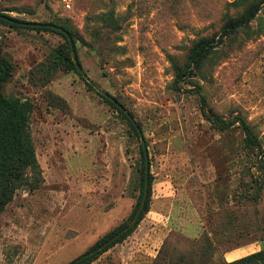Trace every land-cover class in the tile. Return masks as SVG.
<instances>
[{
	"label": "rangeland",
	"instance_id": "374dc122",
	"mask_svg": "<svg viewBox=\"0 0 264 264\" xmlns=\"http://www.w3.org/2000/svg\"><path fill=\"white\" fill-rule=\"evenodd\" d=\"M251 5L249 21L223 30ZM0 11L71 31L85 73L146 140L147 211L88 264H226L235 247L264 248V0H0ZM16 25L0 21L13 64L3 93L32 102L42 182L0 212V264H67L132 221L143 146L78 69L56 61L68 50L61 34ZM204 37L214 46L197 67L190 53Z\"/></svg>",
	"mask_w": 264,
	"mask_h": 264
},
{
	"label": "trees",
	"instance_id": "16d2710c",
	"mask_svg": "<svg viewBox=\"0 0 264 264\" xmlns=\"http://www.w3.org/2000/svg\"><path fill=\"white\" fill-rule=\"evenodd\" d=\"M254 5H251L245 13L240 17L230 19L222 28L228 32L236 30L243 23L249 21L254 14L256 9H253ZM0 21L8 23L12 26H17L21 22H28L16 17H12L8 14L2 13L0 11ZM53 23L44 22L39 26H22L36 29L51 31L61 34L67 42V54L59 53L57 56V62L65 63L67 68H76L75 63L72 58V47L68 40V37L64 32L54 27ZM58 26V25H57ZM64 28V27H63ZM67 30L66 28H64ZM72 37L71 31L67 30ZM213 38L204 37L196 42L191 50L190 58L193 64L197 67L201 66L202 60L206 57V51L208 46H214L212 44ZM73 50L77 57L79 64L81 65L78 56L76 54L75 42L73 39ZM209 50V49H208ZM82 66V65H81ZM13 64L6 56L0 54V212H2L6 206L11 202L17 190L28 186L31 190L38 188L42 182L41 169L36 158L35 148L29 131V121L30 113L33 109L32 102L28 99L22 100L19 97H7L3 93L4 84L8 81L12 75ZM79 71V70H78ZM80 72V71H79ZM81 74V73H80ZM92 87L91 84H88ZM100 93V92H99ZM100 95L116 107L132 125V127L138 133V130L130 119L128 114L118 105V103L112 101L111 99L105 97L100 93ZM132 116V114H130ZM139 135V134H138ZM143 153V171H142V187L145 186V154L144 149L141 151ZM152 175L149 174V194L146 200L145 207L137 220V222L129 228L127 231L120 234L113 241L108 243L106 246L98 249L101 245L107 242L111 237H113L122 228L128 225L129 222L121 225L112 232L106 234L101 239H99L94 245H92L83 254L71 260L67 264H88L96 257H98L102 252L107 250L109 247L115 243L126 238L134 229V227L140 222L144 214L147 211L149 196L151 192ZM144 191L141 192L138 203L134 212L132 213L131 219H133L140 207ZM226 260V259H225ZM188 264H204V262L199 261ZM226 264H264V248L245 256L237 258L232 261H226Z\"/></svg>",
	"mask_w": 264,
	"mask_h": 264
},
{
	"label": "water",
	"instance_id": "95a60500",
	"mask_svg": "<svg viewBox=\"0 0 264 264\" xmlns=\"http://www.w3.org/2000/svg\"><path fill=\"white\" fill-rule=\"evenodd\" d=\"M22 24L24 25H29V26H39V25H42V23H39V22H21ZM54 27H56L57 29L61 30L62 32L65 33V35L68 37V40L71 44V47H72V52L74 53V50H73V39L71 38L69 32L67 30H65L63 27H60V26H57V25H53ZM74 57V56H73ZM74 60H75V57H74ZM76 62V61H75ZM76 66L78 68V70L80 71V73H82V75L85 77V79L97 90L99 91L102 95H104L105 97L111 99L112 101L116 102V100L109 94L107 93L106 91H104L101 87H99V85H97L86 73L85 71L83 70L82 66L76 62ZM117 103V102H116ZM119 105V104H118ZM127 114L128 116L130 117V119L133 121V123L135 124L137 130H138V133H139V136H140V139H141V143H142V146H143V149H144V154H145V163H146V166H145V186H144V194H143V198H142V201H141V204H140V207L135 215V217L132 219V221H130L128 223V225H126L124 228H122L119 232H117L113 237H111L107 242H105L103 245H101L98 249L106 246L108 243H110L111 241H113L115 238H117L120 234H122L123 232L127 231L129 228H131L136 222L137 220L139 219L144 207H145V204H146V200H147V197H148V192H149V174H150V158H149V154H148V150H147V145H146V140L144 138V135L140 129V127L137 125L135 119L130 115V113L125 110L121 105H119Z\"/></svg>",
	"mask_w": 264,
	"mask_h": 264
},
{
	"label": "crops",
	"instance_id": "0c3cea01",
	"mask_svg": "<svg viewBox=\"0 0 264 264\" xmlns=\"http://www.w3.org/2000/svg\"><path fill=\"white\" fill-rule=\"evenodd\" d=\"M251 246H239V247H235L231 250H228L224 253V257L226 260L228 261H232L235 260L237 258H240L242 256H245L246 254L251 253Z\"/></svg>",
	"mask_w": 264,
	"mask_h": 264
}]
</instances>
